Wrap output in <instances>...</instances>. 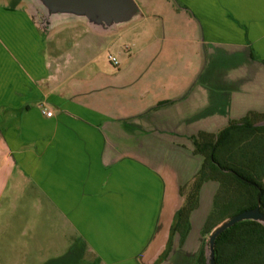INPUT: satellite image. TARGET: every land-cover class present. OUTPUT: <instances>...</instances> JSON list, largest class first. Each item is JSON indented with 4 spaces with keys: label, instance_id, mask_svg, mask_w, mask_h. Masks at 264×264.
<instances>
[{
    "label": "crops",
    "instance_id": "0c3cea01",
    "mask_svg": "<svg viewBox=\"0 0 264 264\" xmlns=\"http://www.w3.org/2000/svg\"><path fill=\"white\" fill-rule=\"evenodd\" d=\"M134 1L141 17L107 36L127 41L107 54L117 67L98 54L82 61L94 48H61L53 37L82 36L83 25L40 35L22 7L0 4V223L30 226L32 239L10 243L20 246L8 248L13 263L155 264L182 204L178 186L201 162L192 136L264 112V0ZM199 77L217 87L204 124L176 110L205 96L194 88L186 97ZM216 188L202 186L179 249L201 231Z\"/></svg>",
    "mask_w": 264,
    "mask_h": 264
},
{
    "label": "trees",
    "instance_id": "16d2710c",
    "mask_svg": "<svg viewBox=\"0 0 264 264\" xmlns=\"http://www.w3.org/2000/svg\"><path fill=\"white\" fill-rule=\"evenodd\" d=\"M191 142L192 155L201 162L191 179L178 186L182 204L173 218L166 248L155 264L168 258L173 238H177L179 248L183 246L205 183H215L217 188L200 231L202 236L224 219L252 210L257 204L264 213V112L249 111L239 119H230L215 133L198 131ZM194 264H207L203 245ZM214 264H264V226L242 221L222 232L214 243Z\"/></svg>",
    "mask_w": 264,
    "mask_h": 264
},
{
    "label": "water",
    "instance_id": "95a60500",
    "mask_svg": "<svg viewBox=\"0 0 264 264\" xmlns=\"http://www.w3.org/2000/svg\"><path fill=\"white\" fill-rule=\"evenodd\" d=\"M23 8L40 35L60 27L83 25L90 33L106 37L134 23L141 17L134 0H14ZM255 221L264 226V213L259 204L215 225L207 235V264H214L216 238L236 223Z\"/></svg>",
    "mask_w": 264,
    "mask_h": 264
},
{
    "label": "rangeland",
    "instance_id": "374dc122",
    "mask_svg": "<svg viewBox=\"0 0 264 264\" xmlns=\"http://www.w3.org/2000/svg\"><path fill=\"white\" fill-rule=\"evenodd\" d=\"M10 2L14 3L15 1L14 0H0V4L10 3ZM64 30L66 29L59 30L53 35V37L60 40V42L62 43L61 48H89V49L94 48V50L90 49V56H85L86 54L83 55V57L81 58L82 61L90 60L93 54L95 55L98 54L96 56V59L98 61H106L107 54L113 53L114 51L112 45L123 47V45L127 44V41L121 38L119 39L115 38L113 39L115 43L109 44V42H111L112 37H107V36L100 37V36L90 33L89 31H87V33L82 36L75 37V36L68 34V32H65ZM85 51H87V49H85ZM72 55L73 54L71 51H67L64 54L65 60H68ZM127 57H128L127 54L124 55V58H127ZM86 71L87 70H84L85 73ZM67 73H69V71H65L64 79H66ZM78 78H81V75H78L75 78L72 77L68 79V81L71 82L72 79L77 80ZM203 80L204 79L200 77L195 78L192 82V86L191 85H190L191 87L187 86V88L189 89H188V93L186 97L187 98L190 97V95L192 94V92H190V89L193 90L194 88L203 89V91H205V96H203L201 99L198 93H193L196 95H191L192 96L191 99L181 101V104L178 105V107H176L177 111L179 110L187 111L186 114H188V116L186 117V121L191 120L194 122L195 120L196 121L202 120L204 124L207 117L208 118H210V116L214 117L213 115H211V112H214V107L216 105L215 96L217 94V87H215L214 85L210 86V84L205 85ZM210 200L211 199H210L209 191L206 189L204 190L203 195H202V208H208L210 205ZM7 224L8 225L10 224V225L8 226ZM14 224L15 223L11 221L0 223V264H16V263L11 262L12 260L8 259V256H9L7 254L8 248L9 247L19 248L20 246L17 244V242H15V244L10 245L11 242L15 240L20 241V242L22 241L32 242V239L26 236L30 234V231H31L30 226L23 228L22 226H19L18 223H16L18 224L16 226H14ZM42 229H44V226L42 227ZM46 231H47L46 239L49 243L47 244V246L50 247L52 240L54 241L53 236H52L53 233L50 232V228L47 226H46ZM206 241H207V236H202L200 231L199 232L195 231L188 248L181 250L179 249V247L175 245L176 248L174 249V255L170 258V260L167 259L166 260L167 262L164 264H194L195 257L200 247L203 245L205 247V250H207ZM198 245H199V249H198ZM31 249L33 248L31 247ZM34 255L35 254H31L30 256L33 257ZM55 255L56 254L53 253V251H48L49 258L54 257ZM13 257L15 258V256ZM23 257H26V255ZM19 259L21 261H18L17 264H40L38 261H28L20 257ZM59 263L61 264V262ZM74 264H99V263H97L94 259L90 257H86V258L83 257L81 258L79 262H76Z\"/></svg>",
    "mask_w": 264,
    "mask_h": 264
},
{
    "label": "built area",
    "instance_id": "2783aa9c",
    "mask_svg": "<svg viewBox=\"0 0 264 264\" xmlns=\"http://www.w3.org/2000/svg\"><path fill=\"white\" fill-rule=\"evenodd\" d=\"M107 59L114 67H117L119 65V62L115 57L108 55ZM44 115L46 117H51V111L44 112Z\"/></svg>",
    "mask_w": 264,
    "mask_h": 264
}]
</instances>
